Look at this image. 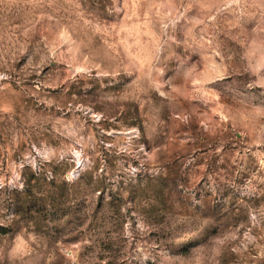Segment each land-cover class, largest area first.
Returning <instances> with one entry per match:
<instances>
[{"label":"rangeland","instance_id":"1","mask_svg":"<svg viewBox=\"0 0 264 264\" xmlns=\"http://www.w3.org/2000/svg\"><path fill=\"white\" fill-rule=\"evenodd\" d=\"M0 226V264H264V0H0Z\"/></svg>","mask_w":264,"mask_h":264},{"label":"trees","instance_id":"2","mask_svg":"<svg viewBox=\"0 0 264 264\" xmlns=\"http://www.w3.org/2000/svg\"><path fill=\"white\" fill-rule=\"evenodd\" d=\"M3 226H0V235L2 234H6V232H8V230L6 228H2Z\"/></svg>","mask_w":264,"mask_h":264}]
</instances>
